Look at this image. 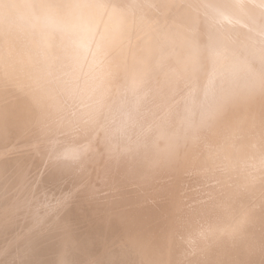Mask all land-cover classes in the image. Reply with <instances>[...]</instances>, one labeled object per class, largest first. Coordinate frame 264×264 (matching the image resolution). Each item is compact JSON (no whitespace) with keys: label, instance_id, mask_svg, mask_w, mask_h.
<instances>
[{"label":"bare ground","instance_id":"obj_1","mask_svg":"<svg viewBox=\"0 0 264 264\" xmlns=\"http://www.w3.org/2000/svg\"><path fill=\"white\" fill-rule=\"evenodd\" d=\"M0 264H264V0H0Z\"/></svg>","mask_w":264,"mask_h":264}]
</instances>
